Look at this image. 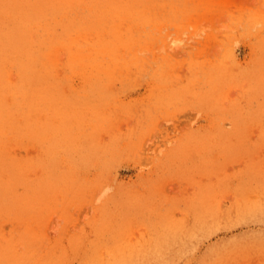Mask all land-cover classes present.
<instances>
[{
	"label": "rangeland",
	"instance_id": "obj_1",
	"mask_svg": "<svg viewBox=\"0 0 264 264\" xmlns=\"http://www.w3.org/2000/svg\"><path fill=\"white\" fill-rule=\"evenodd\" d=\"M97 1L66 0L38 20L32 76L17 58L1 66L30 90L20 121L33 134L18 129L3 152L30 158L16 188L35 195L17 217L0 200L1 234L21 238L28 222L31 248L71 264L116 244L192 264L227 247L217 264H264V215L204 222L207 204L264 210V0ZM104 44L122 65L108 75L90 61ZM8 257L0 264L32 263Z\"/></svg>",
	"mask_w": 264,
	"mask_h": 264
},
{
	"label": "bare ground",
	"instance_id": "obj_2",
	"mask_svg": "<svg viewBox=\"0 0 264 264\" xmlns=\"http://www.w3.org/2000/svg\"><path fill=\"white\" fill-rule=\"evenodd\" d=\"M102 1L103 0H98L97 2H99V4H100V2H102ZM112 1H122V0H112ZM139 1L142 2L144 0H139ZM65 2H66V0H0V165H2V166L4 165L3 167L0 166V168L2 167L1 168L2 172H0V200L2 201L3 199H9L10 202L7 200L8 205L6 204L5 201H4L5 203L2 205L4 206L6 204L7 206H10L9 208L5 206L6 212L7 213L11 212L16 217L18 216V212L14 211L13 209L17 210L16 208L18 207V205L21 204V202H23L24 200H31L33 202L34 197H35V195L33 197V195L31 196V194H29V196H26V195H28L27 193L29 191L26 190L27 186L25 184L24 185L26 187L23 184L22 185L25 187L24 190L27 191V193H25L23 190L21 192L19 190L17 191V188H16L17 181L20 179L21 176L25 175V174L22 175L23 172L25 171L23 169V167H25L24 165H26V163L28 162L27 160H30V158L26 159L27 157L25 156L26 158L23 159L24 156H22V158L20 159L21 155H19V159H18V156H12L11 157V156H9L10 154L3 152V151L7 150V148L5 146H7L8 144L10 145L12 143L11 140H14V141L18 140V143H19L18 138L20 136L19 135L20 132L18 131V129L24 128V129H26V131L29 135L33 134L31 124L30 123L24 124L25 123V120H24V123L22 125V123L20 121V116L23 113H25V111L30 110V107L32 104H31V101L29 100L30 90L29 89H25V90H21V91L15 90L14 85L11 82L12 78L11 79H5L6 75L4 73H6L7 69H1V66L4 62H7V61L12 62V61H15L17 58L18 62L15 61V63L16 64L19 63V67L21 69L20 73H23V75L25 77H29V75L32 76L33 73H36L34 68L37 67L36 59H37V56L39 53H37V45H36V41H35L36 33H37V32L34 33L36 31L35 26L38 25V20H39V22H49L48 15L50 13V9L53 11H55V10L57 11L60 3H65ZM114 24L115 23H112L113 27H114ZM33 29H35V31ZM112 31H113V29H112ZM77 32H78V30L75 31V33H77ZM110 33L111 32H109L106 35V37L111 36ZM112 35L114 37V33H112ZM68 39L70 41H73V37L71 34L69 35ZM102 39L104 41H106L105 37H103ZM94 49L99 50L103 53L99 57H93L90 59V61L93 63V65L99 67L100 73H104V74L108 75L109 73H112V71H114V69L118 68V66L122 67L121 63L118 61V59L116 57L117 54L112 53L111 52L112 48L109 49L106 44L101 45L98 49L97 48H94ZM123 56L126 57L127 55L125 56V54H123ZM136 62L137 61H135V63ZM25 68L29 69L31 73L26 74V72H28V70H26ZM123 70H125V69L123 68ZM118 76L120 77V75H118ZM32 81H33V78L30 79V84ZM11 96L12 97L15 96L18 99L17 103L19 104L20 107L12 109V107L10 106V101H9V97H11ZM5 107H6V109H4ZM117 115H121V114H117ZM14 136H18V138L14 137ZM30 157H32V156H30ZM8 159H11V160L9 161ZM9 163H11V165H8ZM30 165H32V164H30ZM26 167H27V165H26ZM28 168H30V167H28ZM4 173H7V174H4ZM31 178H33V177L30 176L29 179L31 180ZM20 182H22V181H20ZM23 183H25V182H23ZM27 185H29V184H27ZM32 185H31V188H32ZM36 190H38V189H36ZM209 190H210V188H209ZM239 190H241V189H239ZM31 191H32V194H34L33 190H31ZM23 192L26 195H23L24 194ZM208 195L210 196V194H208ZM236 196H238V194H236ZM24 202H27V201H24ZM241 204H243V203H236L235 201H233L232 206H234L235 208L230 210V211H223V210H218V209L214 210V209L210 208V204H207L205 206L206 212L204 211L205 212V217H204L205 225L206 226L207 225L213 226V225H216L218 222H223L224 220H226V221H228L229 219L240 220V219H247L250 217H258V216L264 215L263 214L264 210L259 209L257 207L256 202L244 203L247 206H242ZM29 210H31V209H29ZM26 211H28V210L26 209ZM202 214H204V213H202ZM28 220H29V218H28ZM22 221H23V219H22ZM3 222H4V220H3ZM17 222H18V220H17ZM25 222H26V220H25ZM32 222L33 221H31L30 223H32ZM22 223H24V222H22ZM12 224H13V222H12ZM15 224H13V225L15 226ZM18 224H20V223H18ZM42 224H43V222H42ZM1 226H2V224H1ZM25 226H26V233L27 234L26 235L22 234L23 237H21V234L20 235L18 234V236H20L21 238L16 237L15 234L13 235L11 233V231H10L11 236H9L10 234L8 233V230H7V234H9L8 236H6L7 234L2 235L1 233H3V232H0V244H1L0 245V255L10 256L8 258H11V259L14 258V259H18V260H27V261L32 262V263L29 262L30 264H71V262L68 263L69 260H68L67 256L63 255V253L53 252V256H51L48 252L47 255L43 256L41 253V250L33 249V247L31 248L32 245L30 243H28V240H29L30 235L33 233L32 229H30V228H32L31 227L32 224H29L28 222H26ZM11 228H9V229L11 230ZM34 234H35V232H34ZM255 239L256 238L251 239L249 241L250 244L249 243H247V244H249L250 246L254 245L258 241L257 239L256 240ZM34 240L35 239L33 238V241ZM246 240H248L247 237H246ZM262 241L264 243L263 239H262ZM159 244H162V243L160 242ZM258 244L259 243L256 244L257 247L255 245L256 249L258 248V251H255L254 253H260L259 255H262L261 253H264V244H261L260 247L258 246ZM71 245H72V243H71ZM113 246H114V248L107 250V254H103V252L99 250L100 248H97V247L92 250V254H89L87 252L80 254V255H78V258H77V260H78L77 264H192L189 259H180V258L167 259L164 256H155V255L149 256L148 254H146L145 248H144V250L140 249V248H138L137 250H132V247L130 244H126L125 247H121L122 244L121 245L116 244ZM161 246L164 247V245H161ZM242 246H243V244H242ZM98 247H100V246H98ZM108 247H109V245H108ZM244 247H245V245H244ZM34 248H36V247H34ZM226 248L217 249L216 250L217 254L214 255V256H216L214 259L212 258V256L210 257V254L208 256H205L201 260V264H217V262H219V260H221V262L223 263L229 257V253L226 252V250H228V249H226ZM249 253H251V251ZM230 258H232V257H230ZM22 264H23V262H22ZM262 264H263V262H262Z\"/></svg>",
	"mask_w": 264,
	"mask_h": 264
}]
</instances>
